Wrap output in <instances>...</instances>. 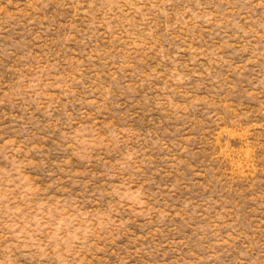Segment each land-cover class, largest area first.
Instances as JSON below:
<instances>
[{
  "label": "rangeland",
  "instance_id": "obj_1",
  "mask_svg": "<svg viewBox=\"0 0 264 264\" xmlns=\"http://www.w3.org/2000/svg\"><path fill=\"white\" fill-rule=\"evenodd\" d=\"M0 264H264V0H0Z\"/></svg>",
  "mask_w": 264,
  "mask_h": 264
}]
</instances>
